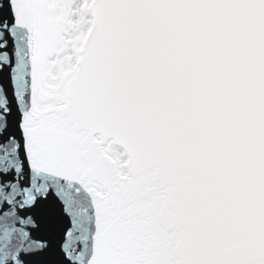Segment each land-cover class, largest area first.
Here are the masks:
<instances>
[{
    "label": "snow or ice",
    "instance_id": "snow-or-ice-1",
    "mask_svg": "<svg viewBox=\"0 0 264 264\" xmlns=\"http://www.w3.org/2000/svg\"><path fill=\"white\" fill-rule=\"evenodd\" d=\"M0 264H264V0H0Z\"/></svg>",
    "mask_w": 264,
    "mask_h": 264
}]
</instances>
